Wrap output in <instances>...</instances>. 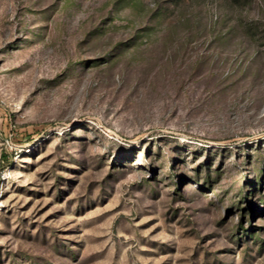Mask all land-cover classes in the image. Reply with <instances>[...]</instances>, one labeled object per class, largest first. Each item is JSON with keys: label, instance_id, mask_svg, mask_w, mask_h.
<instances>
[{"label": "rangeland", "instance_id": "1", "mask_svg": "<svg viewBox=\"0 0 264 264\" xmlns=\"http://www.w3.org/2000/svg\"><path fill=\"white\" fill-rule=\"evenodd\" d=\"M0 264H264V0H0Z\"/></svg>", "mask_w": 264, "mask_h": 264}]
</instances>
